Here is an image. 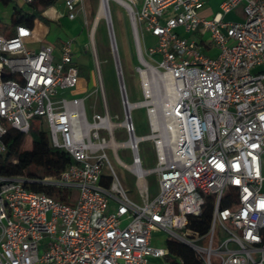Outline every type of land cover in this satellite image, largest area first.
<instances>
[{
  "label": "built area",
  "instance_id": "built-area-1",
  "mask_svg": "<svg viewBox=\"0 0 264 264\" xmlns=\"http://www.w3.org/2000/svg\"><path fill=\"white\" fill-rule=\"evenodd\" d=\"M20 1L29 6L34 0ZM61 2L75 20L83 0ZM204 5L205 0H129L121 6L137 61L142 99L136 103L127 98L107 8L103 19L123 113L116 123L99 69L95 17L86 49L101 113L87 110V96L58 97L78 84L73 39L55 51L32 48V30L25 25H16L12 36L0 33V157L9 129L28 135L30 121L40 118L50 146L72 160L57 177L0 175V264H149L167 256L164 246L152 244L153 231L189 247L201 264H264V72H255L264 67V0H223L208 19L200 16ZM239 6L242 21L224 20ZM196 32L209 34L216 57L203 53L201 41L184 36ZM146 35L153 46H144ZM135 108L145 110L147 135H135ZM116 128L125 142L116 140ZM142 142L153 147L152 169L142 168ZM121 147L129 149L131 165L118 158ZM107 150L134 176L137 200L122 187ZM152 177L158 193L149 198ZM28 183L57 189L66 202L31 191ZM208 197L209 226L200 234L188 228V218L200 215Z\"/></svg>",
  "mask_w": 264,
  "mask_h": 264
},
{
  "label": "rangeland",
  "instance_id": "rangeland-1",
  "mask_svg": "<svg viewBox=\"0 0 264 264\" xmlns=\"http://www.w3.org/2000/svg\"><path fill=\"white\" fill-rule=\"evenodd\" d=\"M99 0H83L82 10L77 14L75 20L71 21L65 15L63 6L60 1L56 2L53 9L58 13L56 23L51 24L49 32L45 37V43L51 45L56 51L60 45L69 39H73V63L78 69V84L74 88H68L59 91L58 97L71 99L74 96H87L85 106L88 111L101 113L102 107L100 103V94L97 90L98 82L94 70L93 62L90 57V51L86 49L89 44L88 32L92 24L93 18L98 9ZM109 10L112 21V31L114 35L115 45L118 53L119 62L122 69L124 85L128 101L136 103L141 101L142 94L139 82L135 74L137 65L134 45L131 36V29L125 10L117 3L110 1ZM3 22L8 25L9 30L13 27L9 24L6 17ZM87 22V25L84 24ZM181 32V30H179ZM208 33H205L204 39L207 40ZM196 39L195 36H190ZM94 41L96 45L97 57L99 61V69L101 73L102 83L106 100L109 107V113L113 122H120L123 117L122 107L120 104V95L118 82L113 65V59L110 53L109 38L106 22L101 18L94 32ZM154 45L153 39L144 36V46L150 47ZM131 117L134 125L135 135L144 136L149 133L145 110L143 108H135L131 111ZM31 129L37 131L47 130L46 124L40 118H34L30 121ZM115 137L118 142H125L127 136L119 129H115ZM30 140H25V147H29ZM118 158L125 164L131 165L132 156L129 149L121 147L117 151ZM106 155L112 165L114 173L119 179L122 187L126 190L127 195L137 200V191L135 178L130 172L120 166L111 152L106 151ZM139 159L143 169H152L155 165L153 147L150 142H142L139 145ZM155 177L148 178V196L154 198L158 193V187L155 183ZM179 233V232H178ZM168 234L163 231L152 232V244L157 247H163L167 241ZM150 264H163V259H149Z\"/></svg>",
  "mask_w": 264,
  "mask_h": 264
},
{
  "label": "trees",
  "instance_id": "trees-1",
  "mask_svg": "<svg viewBox=\"0 0 264 264\" xmlns=\"http://www.w3.org/2000/svg\"><path fill=\"white\" fill-rule=\"evenodd\" d=\"M13 0H0V5L9 6ZM58 0H34L29 5L31 12L25 13L21 8L13 7L10 24L32 22L38 20L46 27L53 23L43 13L50 7H53ZM42 27L36 24L34 32L42 31ZM29 139V147H25V140ZM3 141L6 147L5 153L0 157V175L1 176H23L28 180H41L45 177L59 176L71 163L70 156L64 151L52 148L49 144L47 130L37 131L29 130L28 135L9 129ZM108 184V180L104 181ZM25 187L36 193H43L63 202V192L43 186L38 183H28ZM226 203H223L225 206ZM212 210V198L208 197L206 205L198 216L188 218V228L192 231L203 234L207 231ZM167 250V256L163 264H201L196 254L186 245L167 240L164 244Z\"/></svg>",
  "mask_w": 264,
  "mask_h": 264
},
{
  "label": "crops",
  "instance_id": "crops-1",
  "mask_svg": "<svg viewBox=\"0 0 264 264\" xmlns=\"http://www.w3.org/2000/svg\"><path fill=\"white\" fill-rule=\"evenodd\" d=\"M58 1L61 2V0H58ZM222 1L223 0H205V5H204L203 9L200 11V16L203 18H207V19L213 17L215 14L218 13L219 5L221 4ZM61 4H62V2H61ZM15 6L21 8L25 13L31 12L30 7L28 5L23 4L20 0H13V2L9 6H6V7L0 5V33L4 34L6 36H12L14 34V27L16 25H25L29 29L32 30L33 39H32V43L30 45L32 48L35 49L41 45H48V46L52 47L51 45L44 42L45 37L49 32V28L44 26L38 20H34L32 22L19 23L16 25L10 24V16H11L13 7H15ZM62 6H63V4H62ZM63 9H64V7H63ZM64 12H65V10H64ZM43 14L46 17H48L54 24L56 23V21L58 19V13L53 9V7L48 8ZM3 17L7 18V20L9 21V24L13 27L12 30H9L8 25L5 22H3V19H4ZM242 19H243V15H242L241 6L237 7L232 12H230L224 16V20L230 21V22H240V21H242ZM36 24L41 25V27L43 29L41 32L38 31V32H35L36 34H34V29L36 27ZM184 36L188 39H191V38H189L190 36H195V38H196L195 40H199L203 44V53L206 56H208L210 58H214L217 56L218 50L215 47H212L210 45L208 38H207V40L204 39L205 33L196 32L193 35L186 34ZM255 72L256 73L264 72V67L257 68L255 70Z\"/></svg>",
  "mask_w": 264,
  "mask_h": 264
},
{
  "label": "bare ground",
  "instance_id": "bare-ground-1",
  "mask_svg": "<svg viewBox=\"0 0 264 264\" xmlns=\"http://www.w3.org/2000/svg\"><path fill=\"white\" fill-rule=\"evenodd\" d=\"M110 1H113L122 7H125L127 5V3L129 2V0H100L97 12L95 14L96 20H95L94 25H96V22H98L101 18H107L108 19L107 8L109 9V2ZM34 34H36V33L34 32Z\"/></svg>",
  "mask_w": 264,
  "mask_h": 264
}]
</instances>
